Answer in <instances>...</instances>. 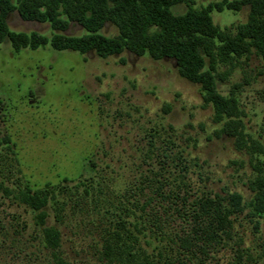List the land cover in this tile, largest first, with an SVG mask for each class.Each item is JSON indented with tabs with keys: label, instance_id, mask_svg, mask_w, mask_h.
Here are the masks:
<instances>
[{
	"label": "rangeland",
	"instance_id": "1",
	"mask_svg": "<svg viewBox=\"0 0 264 264\" xmlns=\"http://www.w3.org/2000/svg\"><path fill=\"white\" fill-rule=\"evenodd\" d=\"M221 1L189 0L172 11L183 15L189 6ZM248 13V7L214 11L211 18L229 28L245 24ZM8 27L48 39L54 33L49 23L25 21L17 12ZM99 33L111 38L119 29L106 23ZM63 34L87 32L71 23ZM219 91L235 92L245 132L264 146L262 59L243 58ZM214 115L201 87L182 78L174 60L127 51L101 58L51 44L16 51L10 41L1 43L0 264H53L38 212L20 200L26 184L66 186L45 211L70 264H112L105 244L115 231L126 235L120 219L159 264H264V220L249 207V182L263 172L264 155L220 135L223 123ZM228 193L247 205L233 217L230 235L204 249L183 247L200 198Z\"/></svg>",
	"mask_w": 264,
	"mask_h": 264
},
{
	"label": "trees",
	"instance_id": "2",
	"mask_svg": "<svg viewBox=\"0 0 264 264\" xmlns=\"http://www.w3.org/2000/svg\"><path fill=\"white\" fill-rule=\"evenodd\" d=\"M186 3L189 0H0V44L8 40L16 51L51 44L58 51H94L101 58L127 51L136 56L148 54L154 60H174L179 75L201 87L205 105L212 106L215 121L223 123L220 135L235 138L240 150L254 148L264 155V146L245 132L235 92L225 96L219 91V83L227 81L243 58L256 56L264 64V0H223L201 8L189 6L183 15L173 13L174 7ZM247 7L245 24L221 28L212 21L214 11L241 12ZM15 12L25 21L49 23L52 38L11 32L8 18ZM71 23L83 27L87 34L65 36ZM106 23L115 25L119 35L109 38L100 34ZM221 66L227 69L221 72ZM259 164L264 166L263 161ZM65 188L49 184L33 190L26 184L20 194L21 202L38 212L53 264H70L60 251L61 233L47 225L45 211ZM249 189L253 193L249 207L254 216L264 220V170L249 182ZM246 206L238 193L203 196L197 202L193 236L181 239L182 246L204 249L220 244L233 229V217L242 214ZM118 224L126 235L115 231L105 244L112 264H159L139 247V238L127 228L126 220L120 219Z\"/></svg>",
	"mask_w": 264,
	"mask_h": 264
}]
</instances>
